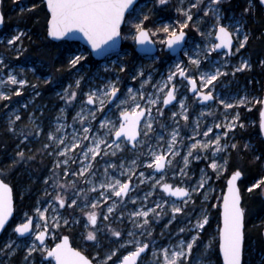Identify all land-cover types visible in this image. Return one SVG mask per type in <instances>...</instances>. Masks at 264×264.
I'll list each match as a JSON object with an SVG mask.
<instances>
[{
    "label": "rangeland",
    "instance_id": "rangeland-1",
    "mask_svg": "<svg viewBox=\"0 0 264 264\" xmlns=\"http://www.w3.org/2000/svg\"><path fill=\"white\" fill-rule=\"evenodd\" d=\"M229 1L230 0H223V3L220 5L224 13L221 22L226 25L230 24L229 17L236 16L239 18L243 12V10L234 12L232 9L228 11L227 7H229ZM9 2H11L12 5L9 9L10 16L6 19L7 24H10L11 18L16 16V14L20 15L21 12L31 8L29 0H9ZM191 2H194V0H184L183 5H181V0H169L166 6H161L156 3V0H144L142 2L140 0L138 6L135 8L140 9L142 14L150 16V26L146 25V27L155 30L162 26L163 23L172 24L176 20L182 21L183 17L176 9L181 6L187 7ZM207 3L208 0H204V5H202L201 8ZM253 5L254 9L251 11L252 14L255 12L254 1ZM22 9H24V11H21ZM193 13H195L193 21L190 22L189 27L185 29V31L188 32L189 38L184 50L178 55L166 60L163 58L165 53L164 46L159 43L162 35L153 37L159 48L157 55L140 54L136 51V42L132 39V23L137 22L135 20L137 13H133L132 16L128 15L123 26L125 31L122 32V38L127 45L125 46L123 43L119 53L109 55V57H106L104 60H94L96 62L87 61L91 51L79 42L72 44V48L69 47V45L66 47L62 44L61 49L68 50L64 61L67 74L64 86L60 85L61 78L57 71L58 65L55 66L52 61L48 62L46 59L43 60L39 57L33 58L24 56L25 50L27 49L24 42L25 40H30L31 32L29 28L18 24L21 20L20 17L15 19L17 23L12 24L10 30L0 32V57L3 58L4 64L7 65V67L0 65V81H3V83H0V92H4L11 96L10 100H0V111L2 114L1 125L11 141L15 143L18 140L14 147L17 152L11 153L8 158L3 161L4 163H0V171L7 173V171L12 170L14 167L21 166L24 168L27 164L32 163V161L36 159L38 162H42L44 157L48 160L46 162L48 165L45 170L46 173L38 180L42 185H40V188L35 192V206L32 209V213L34 214V210L37 207H40L42 210L44 208H49L46 214L49 222H51L53 215L57 213L61 217L69 220L68 225H64L61 221L60 227H50L49 236L52 242L49 245L60 240L63 234H69L72 236V240H76L83 250L89 252L94 264H97L98 260L102 259L111 249L119 248L120 245L124 244L125 240L129 239L127 236L128 231H134V239L149 244V248L140 257L137 264H159L157 257L153 256V249H160L165 246L171 247L177 244L180 239L186 241L190 240L192 235H196L197 231L192 229V226L196 223L197 219L207 215L208 223L205 224L202 229L198 230L199 236L196 243L193 245L192 253L187 264H217L216 248L219 244L220 228L215 224L214 211L218 207H221L220 204L223 199L222 179L225 178L226 182L229 176H225V173L231 153L230 150H232L230 145L237 144L235 139L236 128L240 127V124L245 128L254 125L258 121L260 126L261 120L260 112L262 110V104L256 103V100H263L264 86L261 92L262 87L259 84V78L254 82L253 76L249 77L243 74L244 71H249L253 66L251 54L248 51H244L247 43L244 48L236 52V48L239 46L238 41H236V46L231 56H225V52L221 53L215 51L207 54L209 57L208 60L202 59L199 69L194 65L189 67V71L197 77L201 72L214 70L217 67L220 68L221 71L227 73V75L219 77L218 80L214 82L215 89L213 95L216 97L215 101L203 105L200 104L196 97L190 94L187 81L177 77L174 81L177 87V102L165 109L162 103L158 104L156 107L162 109V116H158L155 108H153V130L148 133L147 138L142 134L137 140L138 142L135 148L130 146L129 142H125L122 138L119 141L120 150L112 149L116 151L115 156L111 155V150L107 145H101L103 150L101 154L97 156L94 161H90L94 165L91 171L95 173V175L85 174L86 178L92 180L94 185L97 186L98 191L96 192L88 191L93 185L86 183L85 180L80 177H73L71 175L73 171H78L83 164L89 162L83 161L82 156L79 155L81 149L77 148L72 154L73 159L69 160V164L67 165L69 174L65 176V166L63 164L58 168H54L57 160L62 161L65 159L63 156H57V153L63 146L57 148L56 142L50 141L48 136L50 132L57 136L67 133L68 139H70L74 130L77 134L82 136V129L88 127L90 124L92 131L89 134L90 139L83 142L85 145H90L92 143L91 137L97 135L105 138L107 144H112V141L116 138L114 135L111 137L105 135L107 129L100 128V121L105 117L113 121L117 119L119 110L116 108V103H118V101L107 104L103 112H97L95 120L88 117L87 121L81 124L78 118L75 122L73 121V117L76 116L77 112H80L83 108L84 111L82 114L87 116L89 111H96L95 105H87L84 103V101H86L85 94L88 93L90 89L102 88L103 85L109 81H115L119 78L118 87L120 88V93L118 97L119 99H127V89L132 88L133 90H139L142 80L146 79L148 75H151V82L144 87L145 95H147L155 91L153 85L164 80L169 71L174 70L173 65L175 63L182 60L185 65L188 64V56L184 55L186 51L189 55H192L195 51L199 50L201 56L205 55L204 50L207 45L216 42L214 33L212 38L207 35L212 29L214 21L212 20L211 14H209L208 17H204L203 11L197 13L196 9H193ZM201 18H203L202 23L198 22ZM241 24V32L247 33L250 37L251 31L246 27L247 14L243 15ZM196 27H199V32L196 31ZM230 30L234 29L230 28ZM17 32H24L26 35L22 37L21 41L9 46L7 40L10 39L12 35L17 34ZM201 32L205 33V35L201 36ZM242 38L243 36L241 34L240 39ZM59 42L64 43L63 41ZM81 54L84 55L86 59L82 60L81 63L74 68L69 67L70 58L73 55ZM244 60L248 61L251 65L250 68L234 72V69L238 68ZM121 64L125 65L127 69L125 72L119 71ZM140 68L144 71V77L132 79V75ZM9 72L16 75L18 79H26L29 81V84L23 86L19 96L14 93L20 86L12 85L7 81ZM49 77L51 79H48ZM81 77H83V79H81ZM77 79H81L79 89L75 88V81ZM32 85H35V87H32ZM69 85H73L70 91H77V97L71 103H67L63 98L64 89L68 88ZM43 86H46L45 90ZM160 95L162 96L163 94ZM245 97L247 102L238 105L237 102ZM221 99L225 100L226 103L233 104L234 107L226 109L223 105L219 104V100ZM180 100H184L188 109L187 114L189 119L187 121L183 119L182 115H179L181 111L179 104ZM124 106L131 107V104ZM256 107L259 109V120L254 119L253 116L250 115V112L255 110ZM48 112L51 113L48 114ZM173 112L178 113L175 118L172 116ZM202 113L203 115H201ZM237 113H239L237 127L229 131L228 136L222 137L221 140L222 144H227L229 147L225 151L217 153L215 157L218 163L224 165V167L219 172H216L208 166L212 159L211 150H200V159L189 157V163L185 167L183 157L187 154L190 144L194 143L195 140L214 139L215 134H222L224 129L215 128L214 125L223 124L225 117L231 120ZM17 115L20 116L19 120L15 118ZM58 117H60V119H57ZM45 118L47 122L44 121ZM10 121L13 123L10 124ZM197 121L200 125L199 129H196ZM60 123L65 124L66 127L60 133H56L55 130ZM143 123L144 120L141 123V128H143ZM161 125H163V127H161ZM208 127H212L213 132L209 133L208 137H204L202 133L206 132ZM10 128L14 129V131H11ZM173 129L179 131L180 135L178 141H182V143H177L176 145L179 155L174 158L169 156L168 158L172 160L171 165L167 166L162 173H159L154 168L147 167V164L151 162L149 149L151 148L153 151L166 150ZM194 129L200 132L201 135L194 136ZM37 132L39 134H37ZM25 136L28 137L27 140L24 139ZM161 136L163 140L159 139ZM33 140L36 142L35 147H29L24 150L27 145L31 146L33 144ZM45 145H48V147H45ZM50 145L53 146V150L48 149ZM81 147H83V145ZM21 151L25 154L22 160L17 156V153ZM104 151L109 152V155H103ZM193 151L195 155L197 150ZM132 160H136L138 165L133 168L136 173L131 182L133 190L122 201L117 200V206L114 212L109 214L107 221H103L102 217L98 220L97 227L100 229L97 233L98 240H86L85 237L87 231H89V229L85 227L87 217L80 211L81 208H84L83 194L77 201L78 206H73L71 208L68 207L67 204L65 207L60 208L58 202H52V197L55 196L57 192H60L62 195L66 192L69 197L75 198L74 192L83 188L88 195L90 203L99 195L100 190L98 185L101 181L105 180V168H108L109 176H114L123 181L127 179V175L120 176L119 172L121 170L126 172L129 167H132ZM225 160H227V164H224ZM111 164H116L118 167L116 169L108 167ZM121 164H123V169L119 168ZM181 169H184L187 175H182ZM140 172L144 173L143 183L140 182ZM53 173H55V176H53ZM202 175H204L205 186L192 193L191 199L188 201L187 205L183 203V200L179 201L173 196H167L159 186H156L155 190H153L155 181L160 179L161 176H164L165 181L168 183L170 182L173 186H184L191 191L192 188L197 186ZM73 179L76 180L75 189L70 186L63 190L54 187V183L70 184ZM46 180L47 183H45ZM34 181V178H32V182ZM46 192L51 195H45ZM146 195L148 196L147 200L144 199ZM165 200L168 201L167 204L163 203ZM50 202L52 203V207H49ZM112 202V199L106 202L102 201L96 211L98 213H106L107 205H111ZM68 203H70V200ZM157 203L162 204V209H156L160 215L157 217L150 213L148 217L149 225L146 226V229H134L132 221L135 218L130 219V213L139 210L141 207H144L145 210L150 207L154 208ZM173 203L184 208L183 213L177 214L175 219H172L171 213V206ZM53 209H55V211H53ZM90 210L92 209L84 208L85 212ZM121 213L123 215H121ZM23 217H25V213L22 214L20 218L22 219ZM74 220L78 222H73ZM39 222V219L36 217L35 223ZM106 224L110 225L113 229L121 231L123 239L113 237L108 228L105 227ZM181 228L185 229L183 233L179 231ZM149 231L151 232V236L148 235ZM141 232H143V235H141ZM10 233V237L4 240L0 248H3L9 241H14L13 248L16 250L13 255H6L4 252H0V264H26L25 256L27 247L33 243L34 236L31 235L29 238H19L13 234V229L10 230ZM43 247L49 246L45 245ZM37 248H40L38 244ZM127 250H132V246L128 245ZM39 252L38 250L32 253L28 258L27 264H39V258L36 256ZM98 253L100 254L99 256L97 255ZM121 253L126 254V251L121 249ZM121 253H118V255ZM159 259L162 260V256H160Z\"/></svg>",
    "mask_w": 264,
    "mask_h": 264
},
{
    "label": "snow or ice",
    "instance_id": "snow-or-ice-1",
    "mask_svg": "<svg viewBox=\"0 0 264 264\" xmlns=\"http://www.w3.org/2000/svg\"><path fill=\"white\" fill-rule=\"evenodd\" d=\"M2 2V0H0ZM261 4H264V0H259ZM156 3L161 6H166L169 3V0H156ZM184 0H181V5H183ZM223 3V0H208V3L204 5V0H194L188 4L187 7H178L176 11L181 14L183 20H176L172 24L163 23L162 26L156 28L155 30L146 27V21H149L150 16L147 14H142L140 9L135 8L136 0H46L47 8L50 11V19L48 20L47 34L51 37L60 39L68 36L70 33H82L86 37L87 41L91 44L92 49L105 51L110 50L116 43V39L121 35V25L125 22V14L129 13V16H132L133 13H137L135 20L137 22L132 23L133 35L132 39L140 45H152L156 41L153 39L154 36H161L159 43L166 47L169 50L175 51L180 48L182 43L185 42L186 31L189 27V23L193 21V9H196L197 13L203 11V16L208 17L211 14L212 20V29L208 32L210 38L213 37L217 42L209 43L205 48V55L201 56L199 50L195 51L192 55L186 51L185 56H188V64L185 65L184 61H179L173 65L174 70H170L167 77L158 82L156 85H153L155 91L153 93L145 95L144 87L145 85L151 82V75H148L146 79H143L140 85L139 90H133L132 88L127 89V99H119L118 93H120V88L118 87L119 78L115 81H109L102 88L90 89L86 93V103L87 105H95L96 111H89L87 116L83 115L84 109L82 108L80 112L76 113V116L73 117L75 122L78 118L81 124H84L88 117H91L92 120L96 119L97 112H103L107 104L116 103V108L119 110V115L115 121L105 117L100 121V128L107 129L105 133L106 136H113L116 138L112 141V144H107L105 138L100 136L91 137L92 143L90 145H85L83 142L90 139V132L92 131L91 125L84 127L82 129L83 135H79L75 132L71 134V138L68 139V134L57 136L54 133H49V140L56 142V147L61 148L57 153V156H63L65 159L57 160V163L54 165V168H58L61 164L65 166L64 175L69 174V169L67 165L69 160L73 159V153L77 148H80L81 151L79 155L82 156L83 161H89L88 163L83 164L78 171H73L71 175L73 177H80L84 179L86 183L93 185L88 189L89 192H96L97 186L94 185L92 180L86 178L85 174L95 175L91 170L94 165L90 161H94L97 156L103 151L101 145H107L111 150V155L115 156L116 151L120 150V140L123 138L125 142H131L132 147L135 148L137 138L142 134L147 138L148 133L151 132L152 124L154 122V117L152 116L153 108H155L157 115L162 116L163 111L161 108L156 107L158 104H163L164 106L169 105L172 101L176 100V91L177 87L174 81L177 77L183 78L187 81V86L190 88L192 93L199 98L200 101H215L216 97L213 95L215 89V84L219 77L227 75L226 72L221 71L220 68H215L214 70L204 71L199 74L197 77L195 74L189 71L190 66H195L199 69L201 61L208 60V53L215 52L217 50L226 49L224 55L228 56L232 53L234 39L238 41L239 46L236 48V52H239L240 49L245 47V44L249 40V35L247 33H242L241 20L244 14H248L254 9L253 0H247V7L243 9V12L239 18L236 16L229 17L230 24L226 25L222 23L224 13L220 7ZM33 8L36 5L32 6ZM32 9H28L31 11ZM21 11H24L22 9ZM151 11V10H149ZM198 22H203L201 18ZM4 23V14L0 12V24ZM195 26V25H194ZM234 29V30H230ZM196 31H200L199 27H196ZM242 34L243 38L240 39ZM26 35L24 32H17V34L12 35L10 39L7 40L9 46L16 44L18 41L22 40V37ZM201 36H204L205 33L201 32ZM146 52H151V48H145ZM19 55V53H18ZM84 55H73L69 60V67H76L80 64L82 60H85ZM264 63V61H261ZM0 65L7 67L4 64V60L0 57ZM250 64L247 60L242 61L240 66L235 71H242L244 69L250 68ZM127 69L125 65L121 64L119 71L125 72ZM144 71L142 68L137 69L132 75V79H137L138 77H144ZM48 79H51L50 77ZM83 79V77H81ZM81 79L75 81V88L79 89ZM7 81L12 85H19L20 88L16 90L15 95L19 96L24 85L29 84V81L26 79H18L16 75L9 72L7 75ZM47 82V81H46ZM183 82V81H182ZM3 83V81H0ZM35 87V85H32ZM73 88V85H69L68 88L64 89L63 98L67 103H71L77 97V91L70 89ZM38 94V93H37ZM160 94H163L162 96ZM11 96L0 92V100H10ZM247 102L246 97L241 98L237 104L242 105ZM256 103L264 104V100H256ZM131 104V107H125L124 105ZM180 104V113L183 119L187 121L188 109L184 103V100L179 101ZM219 104L223 105L226 109L234 107L233 104L226 103L225 100H219ZM63 114V110H62ZM211 114V113H210ZM178 113L173 112L172 116L175 118ZM203 115V113L201 114ZM260 128L264 130V110L260 112ZM16 120L20 119V116L15 117ZM144 119L143 128H141V120ZM57 119H60L58 117ZM239 121V113L228 120L225 117L223 124H215L214 127L218 129H224L222 134H215L214 139L207 140H195L194 143H191L187 154L183 157L185 167L189 163V157L193 159H200L199 151L200 150H211L212 159L211 163L208 165L212 170L219 172L224 165L218 163L216 154L222 151H225L229 145L222 144V137H227L229 131L237 127ZM13 123L12 121L9 122ZM243 127L242 124L239 125ZM66 127L65 124H58L55 132L60 133ZM163 127V125H161ZM200 125L197 121L196 129H199ZM196 129L193 130L194 136L201 135ZM14 131V129H11ZM213 132L212 127H208L206 132H203L204 137H208L209 133ZM37 134H39L37 132ZM180 133L177 129H173L171 132V139L168 141L166 150L153 151L149 149V155L151 156V162L147 164V167L154 168L156 170H165L167 166L171 165L172 160L168 157L172 156L173 158L179 155V152L176 148L177 143H182L178 141ZM25 140L28 139L27 136L24 137ZM160 140H163V137H159ZM67 140V143H66ZM83 145V147H81ZM48 147V145H45ZM231 148H236V144H231ZM244 147H248L245 145ZM197 150L194 155V151ZM24 152H18L17 156L22 160L24 159ZM103 155H109V152L104 151ZM75 162V161H73ZM15 163V161H14ZM224 164H227V160L224 161ZM132 167H129L126 172L121 170L119 172L120 176L127 175L126 180L118 179L114 176H109L108 168H105V180L101 181L98 185L99 195L92 202L89 203V198L85 189L81 188L74 192L75 198H71L65 192L63 195L60 192H57L55 196L52 197V202H58L60 208L65 207L67 204L68 207L78 206L77 201L81 198L83 194L84 208H90L92 210L85 212L84 208H81L80 211L87 217V223L85 227L89 229L87 231L86 240L97 241V233L100 229L97 227L98 220L102 217L103 221H107L109 214H112L117 206V200L122 201L128 194L133 190L132 188V178L136 175L133 170L134 167H137L136 160L131 161ZM108 167L116 169L118 166L116 164H111ZM120 169H123V164L119 166ZM203 172V170H202ZM182 175H187L184 169H181ZM243 173L237 169L231 175V178L228 180V192L223 197V227L219 231L220 235V249L223 253L224 264H242L243 256V247H244V217L245 211L241 207V195L240 189L237 186V180L241 178ZM55 176V173H53ZM140 182L143 183L144 173H139ZM51 178V177H50ZM47 183V180L45 181ZM264 184V178L257 180L256 183L252 184L247 190L251 192L253 189L259 188ZM76 188V180L73 179L69 183H54L55 188L61 190L67 189L68 187ZM156 186H159L163 191L170 196H175L183 199V203L187 205L188 201L191 199L193 192L198 191L200 188L205 186L204 175L201 176L200 181L197 186L192 188L191 191L186 187H180L179 185L173 186L172 184L165 181L164 176H161L160 179L155 181L153 185V190ZM45 195H51L50 193H45ZM148 196L144 197L147 200ZM109 199H112V204L107 205L106 213H98L96 209L100 206L101 202H106ZM70 200V203L68 201ZM164 204H167L168 201H163ZM49 207H52L50 202ZM156 209H162V204L157 203L154 208L150 207L147 210L144 207H141L139 210L130 213V219L135 218L133 222V228L146 229V226L149 225V214L159 216L160 213ZM49 208H44L43 210L40 207L35 208L33 216H28L25 213V219L22 223H19L15 226L13 231L20 236L25 234L33 235V243L27 247V253L25 256V262L27 264L28 258L32 253L40 251L42 254H45L47 257L52 258L55 261V264H93V260L89 259L83 253H81L76 248H73L69 243L68 236H64L62 240L55 244L54 247H43L46 236L49 235L50 227H60L61 221L64 225L69 224L67 218L61 217L58 213L53 215L51 222H49L47 217V212ZM55 211V209H53ZM184 208L177 206L175 203L171 206L172 219L176 218L177 214L183 213ZM13 214V196L12 188L4 179L0 178V230H3L8 223L9 217ZM121 215H123L121 213ZM39 219V223L34 224V218ZM78 222V221H73ZM208 223L207 215H204L202 218L197 219L196 223L192 226V229L197 230L196 235H192L190 240L180 239L177 244L172 245L171 247L165 246L160 249H153V256L157 257L159 264H187L189 257L191 256L193 245L196 243L199 236V229H202L205 224ZM106 228L110 231L113 237L122 238V232L116 229L111 228L110 225H105ZM181 233L185 231L184 228L179 230ZM134 231H128L127 236L129 239L124 241V244L120 245L119 248L111 249L102 259L98 260L97 264H137L138 259L142 253H145L149 248V244L146 242H141L140 240L134 239ZM143 235V232H141ZM148 235L151 236V232H148ZM37 242L41 247L37 248ZM14 241H9L6 243L3 248H0V252H4L6 255H13L15 253V248H13ZM131 245L132 250H127V246ZM121 249L126 251V254L121 253ZM118 253H121L118 255ZM100 255L99 253L97 254ZM162 256V260L159 257ZM115 258V259H114ZM48 264H51V261H48Z\"/></svg>",
    "mask_w": 264,
    "mask_h": 264
},
{
    "label": "trees",
    "instance_id": "trees-1",
    "mask_svg": "<svg viewBox=\"0 0 264 264\" xmlns=\"http://www.w3.org/2000/svg\"><path fill=\"white\" fill-rule=\"evenodd\" d=\"M3 12L5 13V26L1 31L10 30L12 24H16L18 17L21 20L18 22L20 25H24L26 28L30 29V40H25V45L27 49L25 50V57H39L48 62L58 65V74L61 78V86L66 83V67H65V57L67 54V49H61V45L71 47L72 44H76L70 41L53 42L48 38L47 26L49 12L46 10V5L44 0H29L31 5V11H24L21 14H16L11 18L10 24L6 23V19L10 16V6L12 5L9 0H3ZM255 2V12L247 14V25L246 27L250 29L251 36L247 42L244 51H248L251 54L252 69L249 71H244V75L253 76L254 82L259 78L261 92L263 90L264 82V11L259 0H253ZM229 9L234 10V12H239L247 7V0H230ZM36 5L35 8L32 6ZM160 14V13H158ZM161 15V14H160ZM166 15V14H165ZM123 31L125 28L123 27ZM34 40V42H33ZM33 42V43H32ZM126 46L127 43H124ZM72 48V47H71ZM135 52V51H134ZM136 53V52H135ZM95 59L90 54L87 61L96 62ZM83 65V64H81ZM80 65V66H81ZM44 90L46 86H43ZM259 109L256 107L255 110L250 112V115L254 119L259 120ZM236 141L237 147L230 150V156L228 160V166L226 169L225 176L230 175L234 170L241 169L244 173L243 178L239 181L241 186V195H243L242 205L245 210V244H244V264H264V237L262 236L264 230V184L259 188L253 189L249 192L247 189L251 187L252 184L256 183L257 180L264 178V138L261 134V129L258 121L252 125L236 128ZM9 136L5 130H1L0 134V152L5 154L9 149ZM248 145V147H244ZM221 185L223 186V191L226 187L225 178L222 179ZM25 197L18 201L17 214L25 208L31 209L33 205L31 202H27ZM25 203V204H24ZM215 224L220 226V207L214 211ZM214 221V220H213ZM217 249V264H222V260L219 255V249Z\"/></svg>",
    "mask_w": 264,
    "mask_h": 264
},
{
    "label": "flooded vegetation",
    "instance_id": "flooded-vegetation-1",
    "mask_svg": "<svg viewBox=\"0 0 264 264\" xmlns=\"http://www.w3.org/2000/svg\"><path fill=\"white\" fill-rule=\"evenodd\" d=\"M142 1H144V0H141V2ZM136 6H138V4L136 5ZM227 10L229 11L230 9H229V7H227ZM152 17V16H151ZM146 25L148 26H150V22L149 21H147L146 22ZM187 32V31H186ZM187 36H188V32H187ZM188 38H189V36H188ZM188 40V39H187ZM217 42V41H216ZM186 46V45H185ZM236 46V45H235ZM235 46H234V48H235ZM158 47V46H157ZM135 48H136V46H135ZM234 48H233V51H234ZM164 50H165V53H164V56H163V58L166 60V59H168V58H171V57H174V56H176V55H178V54H176V55H172L171 54V51H169V50H167L165 47H164ZM136 51H137V49H136ZM158 51H159V48H158V50H157V52L156 53H154V54H156L157 55V53H158ZM218 52H221V53H223V52H225V51H219V50H217ZM232 51V52H233ZM138 52V51H137ZM182 52V51H181ZM143 54V53H142ZM232 55V53L230 54V56ZM97 61V60H96ZM190 89V88H189ZM190 94L192 95V96H195L194 94H192L191 93V90H190ZM196 97V96H195ZM196 99L199 101V103L200 104H202L201 102H200V100H199V98L198 97H196ZM176 100H177V96H176ZM177 102V101H176ZM176 102L174 103V104H176ZM174 104H172V105H174ZM172 105H170V106H172ZM203 105V104H202ZM170 106H164L163 105V108L165 109V108H167V107H170ZM32 110V109H31ZM49 113H51V112H48V114ZM43 115V114H42ZM1 117H2V114H1V111H0V134H1V130H2V125H1V122H2V120H1ZM44 121L45 122H47V119L45 118L44 119ZM142 123V122H141ZM142 125V124H141ZM9 144H10V146H9V149L5 152V154H2L1 152H0V163L2 164V163H4L3 161H5L6 160V158H8V156L12 153H15V152H17L15 149H14V147L16 146V143H17V141L14 143V141H11V139L9 138ZM35 144H36V142L33 140V144L30 146V145H27L25 148H24V150L25 149H28L29 147L30 148H33V147H35ZM130 144V143H129ZM13 147V148H12ZM52 145H50L49 146V148L48 149H50V150H53L52 149ZM43 158V157H42ZM42 160V159H41ZM48 160L46 159V157H44V160L41 162V161H37V159L36 160H34V161H32V163H30V164H27L26 165V167H21V166H18V167H14L12 170H10V171H7V173H4V172H2V171H0V178H2V179H4L5 180V182L6 183H8L9 185H10V187L12 188V194H13V196H14V205H15V209H14V217L10 220V222H9V224L7 225V228L0 234V246L2 245V243L4 242V240H6L7 239V237H10V235H11V233H10V230L11 229H14L15 228V226L17 225V224H19V223H22L23 221H24V219H25V217H23L22 219L20 218L21 216H22V214H24V213H27V215L28 216H32L33 215V213H32V209H33V207L35 206V198H36V194H35V192L40 188V185H42L40 182H38V180H39V178H41L42 177V175H44L45 173H46V168L48 167V165H47V162ZM0 164V165H1ZM32 178H34V182H32ZM25 197H28L27 199H26V204H27V202H31V204L33 205V207L31 208V209H29V208H25V209H22L18 214H17V209H18V201L20 200V199H23V198H25ZM25 204V203H24ZM35 218L36 217H34V224H35ZM13 234H15L17 237H19V238H29L31 235H28V236H19V234H17V233H13ZM64 236H68V238H69V241H70V243H71V245L74 247V248H76V249H78L79 251H81L85 256L87 255V256H89L90 258H91V256H90V254H89V252L88 251H85V250H83L82 248H81V246L76 242V240H72V236L71 235H69V234H63V236L60 238V240H58L57 242H55V243H52L51 245H49L52 241L50 240V236L48 235V236H46V239H45V242H44V245L43 246H45V245H47V246H49V247H54L55 246V244H57V243H59L61 240H62V238L64 237ZM37 244H38V246L39 247H41V245L39 244V242H37ZM144 253H142L141 254V256L143 255ZM38 258H39V260H38V262H39V264L41 263V264H47L48 263V261H51V264H55V261L54 260H52V258H50V257H47L45 254H42L41 252H39V254H37L36 255ZM140 256V257H141ZM92 259V258H91ZM140 259V258H139Z\"/></svg>",
    "mask_w": 264,
    "mask_h": 264
},
{
    "label": "water",
    "instance_id": "water-1",
    "mask_svg": "<svg viewBox=\"0 0 264 264\" xmlns=\"http://www.w3.org/2000/svg\"><path fill=\"white\" fill-rule=\"evenodd\" d=\"M139 1L140 0H136V4H135V7H136V5L139 3ZM3 0H2V2H0V12H3ZM44 2H45V5H46V10H48V8H47V4H46V0H44ZM262 5V7H263V11H264V4H261ZM48 12H49V18H48V20L50 19V11L48 10ZM3 14H4V23L3 24H0V31L4 28V26H5V13L3 12ZM129 15V13H126L125 14V22H126V20H127V16ZM47 20V21H48ZM125 22L121 25V35H120V37H118L117 39H116V43H115V45L110 49V50H105V51H100V50H95V49H92V47H91V44L87 41V39H86V37H84L83 36V34L82 33H78V32H76V33H70L68 36H66V37H63V38H60V39H57V38H54V37H51V36H49L48 34V38L51 40V41H53V42H59V41H65V40H67V41H70V42H74V43H76V42H79V43H81L83 46H85L86 48H88L89 49V51H91V54H92V56L94 57V59L95 60H104L106 57H109V55H112V54H116V53H119L120 52V50L122 49V46H123V43H124V39L122 38V32H123V26H124V24H125ZM47 28H48V26H47ZM187 39H188V36H187V32H186V37H185V42H183L182 43V45H181V47L180 48H178V49H176L175 51H173V50H169V49H167L166 47V49L167 50H169V51H171V54L173 55H176V54H178L179 52H181V51H183L184 50V48H185V45H186V42H187ZM236 43V40L234 39V43H233V48H234V46L236 45L235 44ZM145 48H151V52H146L144 49ZM135 49H137V51L141 54V53H143V54H147V55H152V54H154V53H156L157 52V50H158V47H157V44L155 43V44H152V45H140V44H138L137 42H136V48ZM219 51H226V49H223V50H219ZM232 51H233V49H232ZM263 86H264V83H263ZM191 93H192V91H191ZM119 94V93H118ZM193 94V93H192ZM263 100H264V94H263ZM176 102V100H174V101H172L169 105H167V106H170V105H172V104H174ZM202 104H207L208 102H211V101H200ZM262 110H264V104H262ZM261 110V111H262ZM260 118H261V116H260ZM144 119L142 118V120H141V122L143 121ZM261 129V128H260ZM261 133H262V137L264 138V130H262L261 129ZM140 137H138L137 138V140L139 139ZM130 143V146H132V143L131 142H129ZM167 168V167H166ZM156 170V169H155ZM237 170V169H236ZM236 170H234V171H236ZM240 171H241V169H239ZM156 171H158L159 173H162L164 170H156ZM233 171V172H234ZM232 172V173H233ZM242 172V171H241ZM232 173L228 176V178L226 179V182H225V185H226V187H225V189H224V191H223V197H224V195H226L227 194V192H228V180L231 178V175H232ZM243 176H244V173H243V175L241 176V178L239 179V180H237V186L239 187V189H240V195H241V186H240V184H239V181L243 178ZM170 183V182H169ZM171 184V183H170ZM180 187H184V186H180ZM187 188V187H186ZM163 190V189H162ZM166 195L167 196H169V194H167L166 193ZM12 196H13V194H12ZM174 198H176V199H178L179 201L180 200H183L182 198H178V197H175V196H173ZM242 201H243V195H241V207L244 209V207H243V205H242ZM220 217H221V220H220V226H219V228L221 229L222 227H223V199H222V202H221V204H220ZM14 209H15V205H14V196H13V214H12V216L11 217H9V220H8V223L6 224V226H5V228L3 229V230H0V234L7 228V225L9 224V222H10V220L14 217L13 215H14ZM245 211V210H244ZM33 216V215H32ZM34 218V217H33ZM245 219H246V216L244 217V224H245ZM245 229H246V227L244 228V244H245V239H246V237H245ZM220 231V230H219ZM29 234H25L24 236H28ZM20 236V235H19ZM262 236L264 237V230H263V233H262ZM69 243H70V241H69ZM70 245H71V243H70ZM72 246V245H71ZM73 247V246H72ZM74 248V247H73ZM218 249H219V254H220V258H221V260H222V264H224V260H223V253H222V251H221V249H220V235H219V244H218ZM244 247H243V256H244ZM78 250V249H77ZM81 252V251H80ZM82 253V252H81ZM87 256V255H86ZM243 256H242V264H244V259H243ZM89 259H91L89 256H87ZM92 260V259H91ZM139 260V259H138ZM138 262V261H137ZM93 264H94V262H93Z\"/></svg>",
    "mask_w": 264,
    "mask_h": 264
},
{
    "label": "bare ground",
    "instance_id": "bare-ground-1",
    "mask_svg": "<svg viewBox=\"0 0 264 264\" xmlns=\"http://www.w3.org/2000/svg\"><path fill=\"white\" fill-rule=\"evenodd\" d=\"M98 191V190H97Z\"/></svg>",
    "mask_w": 264,
    "mask_h": 264
}]
</instances>
